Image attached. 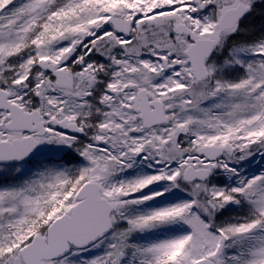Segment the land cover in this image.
Segmentation results:
<instances>
[{"label": "snow or ice", "instance_id": "6c2138e0", "mask_svg": "<svg viewBox=\"0 0 264 264\" xmlns=\"http://www.w3.org/2000/svg\"><path fill=\"white\" fill-rule=\"evenodd\" d=\"M0 264H264V0H0Z\"/></svg>", "mask_w": 264, "mask_h": 264}]
</instances>
